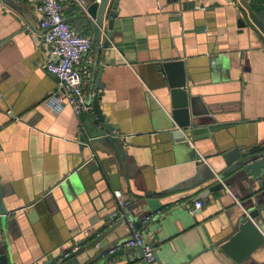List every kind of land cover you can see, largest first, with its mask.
<instances>
[{
    "label": "crops",
    "instance_id": "obj_1",
    "mask_svg": "<svg viewBox=\"0 0 264 264\" xmlns=\"http://www.w3.org/2000/svg\"><path fill=\"white\" fill-rule=\"evenodd\" d=\"M58 1L70 27L92 40L87 0ZM37 3L0 0V184L7 210L19 208L3 236L13 264H41L61 254L101 227L116 201L98 174L84 169L88 150L80 145L87 113L76 118L69 105L55 111L49 103L57 82L44 68ZM245 3L249 10L240 0H119L110 47L102 46L105 18L100 42L92 41L83 63L84 96L99 76L101 112L133 145L126 147L129 174L125 165L122 172L118 166L108 172L118 174L123 194L124 186L130 196L163 193L157 197L162 208L142 238L162 264H235L215 244L232 232L230 218L244 211L222 191L195 201L202 207L190 212L195 195L183 196L194 164L173 159L150 130L154 107L167 102L160 64L180 59L188 98L220 122L198 152H227L264 140V35L248 16L250 11L264 24V0ZM205 161L215 164L213 158ZM130 233L122 226L98 246L116 248ZM107 264L142 262L136 254Z\"/></svg>",
    "mask_w": 264,
    "mask_h": 264
},
{
    "label": "water",
    "instance_id": "obj_2",
    "mask_svg": "<svg viewBox=\"0 0 264 264\" xmlns=\"http://www.w3.org/2000/svg\"><path fill=\"white\" fill-rule=\"evenodd\" d=\"M240 1L249 10L245 0ZM108 2L109 0H87L85 6L94 43L100 42L106 18V32L102 42L104 48L110 47V41L114 37L112 31L119 0L112 1L106 14ZM248 16L264 35V24L250 11ZM238 23L241 24L242 21L239 20ZM184 66L180 59L160 64V73L165 79L163 89L167 102L166 106L159 104L154 107L150 133L156 137L157 144L170 152L173 159L193 162L195 173L188 181L192 192H185L183 197L195 195L192 200L195 202L206 198L210 193L227 191L235 198L233 205L237 202L244 211L238 217L230 218L232 232L215 246L235 264H246L250 259H255L256 264H264V217L261 216L264 212V140L249 148H233L209 155L198 152L196 147L199 149L202 141L212 139L211 133L214 131L211 129L218 127L220 122L216 121L209 108L200 109L196 99L188 98ZM103 87L98 76L94 91L90 88L87 90L85 102L91 106V110L87 113L85 129L81 133L84 142L80 148L88 150L87 159L83 163L84 169L90 174H98L97 181L105 183L116 200L114 193L123 191L118 183V174H110L108 171L118 166L122 172L125 165L129 174L133 165L129 162L126 147L133 145L126 142L125 137L119 136L102 114L98 93ZM98 152L105 154V157L100 158ZM210 158L215 160V164L205 161ZM123 181H126V176ZM162 194L144 192L130 196L124 186L123 209L115 201L113 211L105 218L101 227L74 241L61 254L41 264H107L115 257L125 258L136 254L142 264H150L144 259L141 248L121 247L129 238L118 243L116 250L112 246L99 248L98 245L120 227L129 226V223H132L134 229H138L143 218L160 211L162 205L157 197ZM18 211L19 208L7 210L0 184V264H13L9 261L3 236L15 224ZM215 246H210L209 250H213ZM206 251L207 249L203 250ZM154 260L162 264L156 254Z\"/></svg>",
    "mask_w": 264,
    "mask_h": 264
},
{
    "label": "built area",
    "instance_id": "obj_3",
    "mask_svg": "<svg viewBox=\"0 0 264 264\" xmlns=\"http://www.w3.org/2000/svg\"><path fill=\"white\" fill-rule=\"evenodd\" d=\"M36 13L41 39L47 48L48 60L44 68L57 82L56 91L49 98L51 108L59 111L64 105H69L76 118L83 116L91 110V106L85 102L83 63L93 42L90 37L79 34L70 27L58 0H38ZM114 196L119 207L123 209L122 193L116 191ZM201 207L202 202H195L190 212ZM150 217L143 218L138 229H134L132 223H129L130 237L121 247L141 248L144 259L151 264L154 262V249L144 244L142 239L143 231L151 221Z\"/></svg>",
    "mask_w": 264,
    "mask_h": 264
}]
</instances>
